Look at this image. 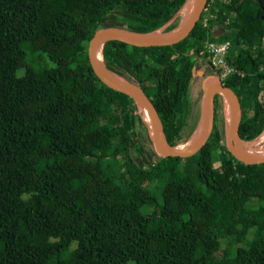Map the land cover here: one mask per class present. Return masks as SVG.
I'll return each instance as SVG.
<instances>
[{"label":"trees","instance_id":"trees-1","mask_svg":"<svg viewBox=\"0 0 264 264\" xmlns=\"http://www.w3.org/2000/svg\"><path fill=\"white\" fill-rule=\"evenodd\" d=\"M185 1L0 0V264H264V164L235 160L217 124L192 157H160L133 101L88 63L95 31H168ZM207 5L208 28L199 19L186 42L196 53L231 42L226 62L243 76L224 81L250 142L264 129V0ZM175 46L102 47L104 67L144 92L171 146L197 111L189 56Z\"/></svg>","mask_w":264,"mask_h":264},{"label":"water","instance_id":"water-1","mask_svg":"<svg viewBox=\"0 0 264 264\" xmlns=\"http://www.w3.org/2000/svg\"><path fill=\"white\" fill-rule=\"evenodd\" d=\"M187 1V0H186ZM185 1V2H186ZM185 4V3H184ZM207 0H194L192 11L189 17L178 23L173 29L168 31L158 30L149 33H136L123 28H102L94 32L87 44V59L89 66L95 77L104 86L113 92L123 94L130 98L140 116V111H145L150 120L151 134L149 128L146 126L141 116L140 119L147 129L148 135L152 141V145L156 153L162 158H181L186 159L195 155L206 144L213 128V99L216 94L220 95L223 101H226L229 108L232 110V119L229 128L227 129L226 137L224 139L225 146L232 157L244 165H259L264 164V154L251 157L247 155L244 149L246 142L239 137L238 130L242 119V111L240 103L235 93L229 88L222 86L216 81L209 82L203 87V98L201 103L199 125L201 124V131L199 137L192 144L185 148L179 149V146H171L164 134L162 122L158 113L144 94V92L136 85L128 82L120 76L110 72L104 67L102 61V47L106 42H119L137 48H152V47H169L181 43L190 34L196 23L205 9ZM178 13V12H177ZM170 23V22H169ZM167 23V25L169 24ZM167 25L161 28H165ZM218 26L213 28L212 36L218 37L221 32H216ZM160 30V29H159ZM220 30V27H218ZM100 48V58L102 67L99 66L95 57V50ZM109 75H114L121 79L123 83L112 79Z\"/></svg>","mask_w":264,"mask_h":264},{"label":"flooded vegetation","instance_id":"flooded-vegetation-1","mask_svg":"<svg viewBox=\"0 0 264 264\" xmlns=\"http://www.w3.org/2000/svg\"><path fill=\"white\" fill-rule=\"evenodd\" d=\"M211 31L213 32V29ZM187 44L188 45H187L186 49L184 51H181V52L185 53L189 56L187 60L191 63L190 69H191V75H192V79H191L190 86H189V96L191 98V101L194 102L193 104L197 107V111L195 113L196 115L193 114L194 118L190 119L189 123H188L189 128H191L190 126L194 125L196 120L199 119V117H200L201 103H202V98H203V87L202 86L206 85L212 81H216V82L220 83L222 86H225L224 80L226 78H224V79L217 78L216 70L213 69V67L211 66L210 61L208 59V53L203 49V47H202V49H200L196 53L194 51V49H192L190 47L189 43H187ZM196 54H197V56H196ZM194 63H199L200 66L197 67L196 65H194ZM240 77H242V76H240ZM195 81L196 82H202V83H200V88H199L200 89V96H196V97L192 98L190 90L192 87V83ZM225 87H227V86H225ZM230 90H232V89H230ZM235 95L237 96L236 93H235ZM237 98H238V96H237ZM238 100H239L240 108H241V111L243 114V103L241 102V100L239 98H238ZM224 105L225 104H224L222 97L220 95L216 94L214 96V99H213V126H214V124H217V126L221 129V131H223V133H224V129H223V122H222V112H223ZM223 139H224V134H223Z\"/></svg>","mask_w":264,"mask_h":264},{"label":"bare ground","instance_id":"bare-ground-1","mask_svg":"<svg viewBox=\"0 0 264 264\" xmlns=\"http://www.w3.org/2000/svg\"><path fill=\"white\" fill-rule=\"evenodd\" d=\"M193 3L194 0H187L185 2V4L180 8V10L178 11V14L181 16V22L185 21L193 8ZM173 18V17H172ZM171 18V19H172ZM169 23V22H168ZM166 25V24H165ZM164 27V26H163ZM160 32V31H158ZM95 57L97 60V63L99 64L100 67H102V62H101V58H100V48H97L95 50ZM112 79L118 81L119 83H123V81L121 79H119L118 77L114 76V75H109ZM225 104V126L228 129L231 123V119H232V110L229 108L228 104L226 101H224ZM140 116L142 118V120L144 121V123L146 124V126L149 128V132L151 134V125H150V120L149 117L147 115V113L145 111H140ZM200 131H201V124L196 128V130H194L193 135L191 137V139L189 140V142L186 144V146L192 144L194 141H196V139L199 137L200 135ZM185 148V146H179V149H183ZM244 149L247 155H250L251 157H257L260 156L262 154H264V129L261 132V134L258 137V140H253L250 142H246L244 144Z\"/></svg>","mask_w":264,"mask_h":264},{"label":"built area","instance_id":"built-area-1","mask_svg":"<svg viewBox=\"0 0 264 264\" xmlns=\"http://www.w3.org/2000/svg\"><path fill=\"white\" fill-rule=\"evenodd\" d=\"M207 10L209 13V6L206 4L203 12L205 13ZM212 17V13H209L208 16L202 18L200 16V26L202 29L208 28L209 19ZM215 31H219L218 27ZM202 47L208 53V59L213 69L216 70L217 78L224 79L231 74L243 76V73L241 71L229 66L226 62V56L228 55L229 50L231 48V42L229 40H226L223 43H219L216 41H206L204 42ZM261 47L264 49V37L261 39Z\"/></svg>","mask_w":264,"mask_h":264},{"label":"rangeland","instance_id":"rangeland-1","mask_svg":"<svg viewBox=\"0 0 264 264\" xmlns=\"http://www.w3.org/2000/svg\"><path fill=\"white\" fill-rule=\"evenodd\" d=\"M210 13V12H209ZM208 10L204 13H202L201 14V18L202 17H205V16H208ZM176 20H177V22L178 23H180L181 21V16L177 13L176 15H175V17H174ZM174 18H173V20H174ZM164 29L163 28H160V30L158 29V31H163ZM220 32H221V34H222V28L220 27ZM215 40H222V35L221 36H218V37H216L215 38ZM186 41L188 42V40L187 39H185V42L184 43H179V44H177V46H175L174 47V49L176 50V49H178V50H180V51H184L185 49H186V47H187V43H186ZM226 40H224V41H220L219 43H223V42H225ZM170 50V49H169ZM187 66H191V63L189 62V61H187V64H186V62L184 63V66H183V68H186ZM200 83H202V82H193L192 83V87H191V90H190V92H191V95H192V98H194V97H196V96H200ZM205 85H203L202 87H204ZM225 105H224V107H223V112H222V122H223V129H224V139H225V137H226V133H227V128H226V126H225V116H226V111H225ZM199 122H200V120L199 119H197L196 120V122H195V124L194 125H191L190 127L192 128V132L190 133V135L188 136V138L186 139V144L189 142V140L191 139V137H192V135H193V132H194V130H196V128L199 126ZM259 137V136H258ZM258 137L256 138V139H254V140H258ZM42 142H45V139H43L42 140ZM35 143H36V138L34 139V141H32L31 143H30V147L31 148H33L34 147V145H35ZM185 143L183 144V143H181V144H179L178 146H183V145H185ZM143 212H148V210H144ZM154 225L155 226H157L158 225V221H155L154 222ZM250 236V235H249ZM221 248L223 249V248H225V244H224V242H222L221 243Z\"/></svg>","mask_w":264,"mask_h":264},{"label":"crops","instance_id":"crops-1","mask_svg":"<svg viewBox=\"0 0 264 264\" xmlns=\"http://www.w3.org/2000/svg\"><path fill=\"white\" fill-rule=\"evenodd\" d=\"M217 32V31H216ZM219 32H220V30H219Z\"/></svg>","mask_w":264,"mask_h":264}]
</instances>
